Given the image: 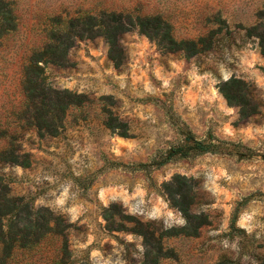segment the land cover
Masks as SVG:
<instances>
[{
  "label": "rangeland",
  "instance_id": "rangeland-1",
  "mask_svg": "<svg viewBox=\"0 0 264 264\" xmlns=\"http://www.w3.org/2000/svg\"><path fill=\"white\" fill-rule=\"evenodd\" d=\"M0 12V203L19 198V218L50 214L63 231L8 264H140L135 221L178 233L161 239L171 256L158 264H264V0H0ZM101 12L158 16L176 41L202 39L199 51L165 50L131 29L117 35L116 66L81 20ZM230 78L257 104L247 118L219 92ZM64 91L83 102L64 107ZM178 127L235 146L136 168L180 145ZM177 176L206 221L196 235L180 231L164 187ZM113 205L127 218H106Z\"/></svg>",
  "mask_w": 264,
  "mask_h": 264
},
{
  "label": "trees",
  "instance_id": "trees-1",
  "mask_svg": "<svg viewBox=\"0 0 264 264\" xmlns=\"http://www.w3.org/2000/svg\"><path fill=\"white\" fill-rule=\"evenodd\" d=\"M2 15V12H0ZM89 24L92 28H96L92 31L90 28L87 30L89 33L88 37H93L94 34L102 36L109 46V58L114 61L115 65L118 66L120 63L119 54L115 56L117 51V35L129 31L131 29H137L140 33L144 34L151 40H154L157 45L161 46L165 50L169 51H183L187 54H192L199 51L197 48L202 39L194 41H176L171 33L169 24L162 21L158 16L147 17L140 16L134 13H127L125 16L122 13H105L101 12L95 16H84L81 18L83 23ZM259 27H263V31L258 33L257 38L259 40V48L261 54L264 55V22L259 24ZM69 27H67L68 29ZM51 38L55 37L53 31L50 32ZM83 35V34H82ZM80 35V36H82ZM56 47L49 45L47 49L53 50ZM119 50V49H118ZM65 51V50H64ZM121 52V50H120ZM43 55L37 53L34 60H40ZM30 68V67H29ZM25 69V93L27 98L31 96L30 87L32 80L28 76V69ZM261 72L264 74V68H261ZM219 92L223 95L227 103L238 109L240 117L247 118L254 114L257 104L252 100V96L247 89V85L240 79L230 78L219 85ZM56 94L62 95V101H64V107L68 105L82 103V96H75L66 91L56 92ZM104 126L110 130H115L113 125V119L110 115L105 113ZM177 134L182 138V143L176 147L170 148L164 159L157 162L151 160L149 163L139 164L136 168L146 170L148 168H157L165 165L174 158H188L191 154H205L217 152L222 145H232L225 141H217V145L213 144L212 141L204 142L196 138L189 130L185 128H177ZM123 134V133H120ZM210 140V139H209ZM240 158H244V154L238 155ZM259 158L264 161V152L259 155ZM175 185V188H171ZM185 180L179 176L175 177L172 182L165 184L164 187L171 203L179 210L185 219L187 226L183 227L180 231L186 236L196 235L198 229L206 224L205 219L202 216L193 215L190 212L189 197L187 192L190 191L188 187L185 190ZM187 187V186H186ZM27 209L26 204H20L19 198L7 199L3 198L0 203V264H8L13 260L17 252L28 251L34 248L38 244L39 240L45 238L48 235L51 236H62V229L57 219L51 217L50 214L47 216H39L38 212H33L28 209L26 212L27 217L21 219L20 212L22 208ZM116 208L113 205L109 209L104 210V216L107 218L110 216L120 217L124 219L125 216L118 215V213H112L111 209ZM127 218V217H125ZM129 218V217H128ZM5 220V222H4ZM51 223V225H50ZM123 228V227H121ZM132 232L142 237L143 254L140 264H158L161 259L170 258L171 252L165 250L162 247L161 239L165 237L176 236L175 229H170L165 233L155 236L154 231L149 229L148 226L135 221V227ZM65 250V246L61 248Z\"/></svg>",
  "mask_w": 264,
  "mask_h": 264
}]
</instances>
